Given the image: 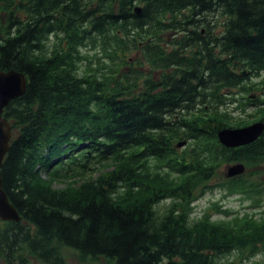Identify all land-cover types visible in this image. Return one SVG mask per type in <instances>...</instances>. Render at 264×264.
Returning a JSON list of instances; mask_svg holds the SVG:
<instances>
[{
	"label": "trees",
	"instance_id": "16d2710c",
	"mask_svg": "<svg viewBox=\"0 0 264 264\" xmlns=\"http://www.w3.org/2000/svg\"><path fill=\"white\" fill-rule=\"evenodd\" d=\"M109 44L140 58L81 72L84 50ZM136 64L162 75L142 82ZM10 70L28 83L4 112L13 138L1 174L22 220H0V259L66 264L67 248L88 264H220L232 253L242 263L225 264H264V220L191 221L189 208L217 167L264 166V133L239 148L217 136L229 108H257L236 127L264 121V0H0V72ZM182 141L192 144L180 153ZM110 160L116 170L54 188ZM149 161L169 171L154 175ZM250 177L222 188L263 196ZM163 200L174 202L162 211Z\"/></svg>",
	"mask_w": 264,
	"mask_h": 264
},
{
	"label": "rangeland",
	"instance_id": "374dc122",
	"mask_svg": "<svg viewBox=\"0 0 264 264\" xmlns=\"http://www.w3.org/2000/svg\"><path fill=\"white\" fill-rule=\"evenodd\" d=\"M171 38L174 37V35L170 36ZM106 51L103 50V48L100 45H96V47H90L86 50H84L85 55L89 57V62L86 64L81 65V72H89V73H95L96 75H101L104 73H108L110 69L113 67V65L117 62L126 60L127 62H136V59L140 58V54L138 52H134L131 55H129V58H123L122 54L119 53V58H116L112 51L115 49V46L112 44L105 46ZM144 60V58H142ZM141 71L143 74L142 82L145 79V75H151V77L155 80H158L159 77L162 75L161 71H149L148 67L140 68L137 64L135 68H133V71ZM254 95L255 98H262L261 93L259 92H252L250 95H247L246 97ZM238 98H240V95H237ZM242 102H245L241 100L239 104ZM256 107H250L246 113L239 110H233V108H229L230 112L226 110L225 108L222 109V111H226L225 115H229L231 118H233L232 121L228 120L227 122L230 124V128H243V127H236L237 123L239 122H245V121H252L255 119V113ZM259 121V120H258ZM256 121V122H258ZM255 123V122H253ZM251 123V124H253ZM250 124V125H251ZM13 138V134H12ZM186 145L183 148H177V150L182 153L185 148L190 149L191 148V141H185ZM152 167H150V172L155 174H160L161 176H165L166 172L169 171L166 166H162L163 162H154L149 161ZM235 164H224L220 167L216 168V176L212 179L211 182L206 183L207 188L204 191V185L199 186L198 190L196 191L195 195L197 194L196 200H194L190 205L189 208L192 211V220L191 221H201L205 217H207L212 223H220L222 221H229L234 220L235 218H243L245 216L254 217L257 219V221L262 222L264 219L261 218V216L264 217V195L257 198H246L244 193L236 192V193H230L228 189L222 188V185L225 184V180L228 179L226 177V173L228 171V168L230 166H234ZM116 165L113 161H107L104 162L101 166L97 167L95 170L90 172L87 175L84 176H78L74 178H61L57 179L54 183V188L57 189H64V188H77L80 185V182L85 180H91V178L98 177L99 174H108L112 172L113 170H116ZM250 173L251 177L250 179H253L255 182H260L264 184V166H256L248 168L245 166V172L243 174ZM242 176V175H241ZM70 177V176H67ZM83 177V178H81ZM43 178L46 179L47 175L45 172H43ZM169 178V177H168ZM173 179H176V176L173 177ZM181 178H177V180H174L177 184H180L181 181H179ZM171 181L169 179H165L164 182ZM173 203L174 200L166 201L163 200L160 204V210H164L165 207L169 204ZM228 214L226 215V213ZM248 214V215H246ZM245 215V216H244ZM63 255L65 258L66 264H88L87 262L81 260L77 253H75L73 250L70 249H63ZM226 257V260L223 261V258L219 262L220 264L227 263L228 260H235L236 262L242 263L243 259L238 255V253H232L229 254ZM28 264H41L34 258L29 257ZM252 260L246 261L245 264H252ZM256 260H259L260 262L264 263V256L258 257ZM0 264H7L4 260L0 259ZM104 264V263H102Z\"/></svg>",
	"mask_w": 264,
	"mask_h": 264
},
{
	"label": "water",
	"instance_id": "95a60500",
	"mask_svg": "<svg viewBox=\"0 0 264 264\" xmlns=\"http://www.w3.org/2000/svg\"><path fill=\"white\" fill-rule=\"evenodd\" d=\"M135 12L140 15L141 9L136 8ZM26 92L27 79L24 74L15 70L0 72V220L5 222L18 223L22 218L3 186L1 168L12 139V126L4 117V111L12 101L24 96ZM250 99H255V96H250ZM263 133L264 122L260 121L243 128L222 129L218 132V140L227 148H239L256 142ZM185 144L186 142L180 143L178 147ZM244 172L245 165L239 163L228 168L226 177H236Z\"/></svg>",
	"mask_w": 264,
	"mask_h": 264
},
{
	"label": "flooded vegetation",
	"instance_id": "af4514ba",
	"mask_svg": "<svg viewBox=\"0 0 264 264\" xmlns=\"http://www.w3.org/2000/svg\"><path fill=\"white\" fill-rule=\"evenodd\" d=\"M173 35H174V37H173V38H175V37L179 36L178 34H173Z\"/></svg>",
	"mask_w": 264,
	"mask_h": 264
}]
</instances>
